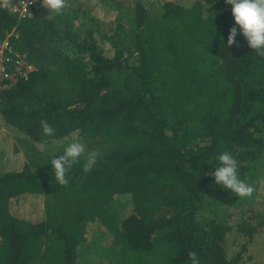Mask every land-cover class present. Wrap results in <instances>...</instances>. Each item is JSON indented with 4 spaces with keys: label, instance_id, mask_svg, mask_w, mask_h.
Returning a JSON list of instances; mask_svg holds the SVG:
<instances>
[{
    "label": "trees",
    "instance_id": "1",
    "mask_svg": "<svg viewBox=\"0 0 264 264\" xmlns=\"http://www.w3.org/2000/svg\"><path fill=\"white\" fill-rule=\"evenodd\" d=\"M73 19L0 9V40L14 28L37 67L0 109V264H86L96 231L115 264H264V174L250 201L206 213L237 197L208 175L216 156L233 154L244 180L264 153V56L241 35L227 45L230 6L139 0L102 31ZM74 138L98 160L62 186L51 150Z\"/></svg>",
    "mask_w": 264,
    "mask_h": 264
},
{
    "label": "clouds",
    "instance_id": "2",
    "mask_svg": "<svg viewBox=\"0 0 264 264\" xmlns=\"http://www.w3.org/2000/svg\"><path fill=\"white\" fill-rule=\"evenodd\" d=\"M230 6L231 15L234 19L233 26L229 29L227 45H238L236 37L241 35L247 42L248 47L264 56V0H225ZM42 6L50 13L59 14L65 8V0H42ZM40 129L45 137H52L55 129L46 121H40ZM63 154L50 157L53 176L56 182L62 186L69 183L71 169L82 163L83 171H91L97 164L98 153L95 150L86 149L85 144L74 138L62 147ZM214 182L226 190H230L239 198H249L254 192V187L240 178L239 165L233 154L222 151L216 156L215 169L208 173ZM191 264H200L199 257L195 252L189 253Z\"/></svg>",
    "mask_w": 264,
    "mask_h": 264
},
{
    "label": "rangeland",
    "instance_id": "3",
    "mask_svg": "<svg viewBox=\"0 0 264 264\" xmlns=\"http://www.w3.org/2000/svg\"><path fill=\"white\" fill-rule=\"evenodd\" d=\"M136 1L139 0H65V8L62 10L61 15H67L70 18H74L75 27H83L84 24L91 25L95 29L106 30L113 28L114 23L117 22L116 17H123L129 10L132 9L133 5ZM145 5L149 11L159 12V8L162 6L163 2L167 0H140ZM194 0H185L187 4H190ZM56 13H50L48 10L42 12V16L51 18L53 16L59 15ZM125 22V18L120 19ZM13 141V146L18 145L21 152L20 143L15 139ZM70 142V141H69ZM66 146L62 144L55 145V148L51 150L53 154L54 151H58L54 154L62 155L63 149L62 147ZM12 146H7L6 148H2L0 146V171L3 167L8 165L9 157L3 156V151L9 150ZM23 152H25L23 150ZM264 174V153L260 157L258 161H256L253 165H251V170L247 172L245 177V182L252 185L254 187V191H256V187L258 185V179ZM254 196V192L249 198H239L231 195L225 201L215 200V202L211 203L210 207H207L206 213H212L218 209H224V206L227 203H232L236 205H242L248 201H250ZM228 200V201H227ZM222 205V206H221ZM221 206V207H220ZM216 209V210H215ZM214 210V211H213ZM220 212V211H217ZM221 215H219L220 217ZM94 228L93 225L90 226V232ZM92 233V232H91ZM109 240V239H108ZM106 239L96 231L90 241L82 244L79 247V260L85 262L86 264H115V260L113 257L109 256L108 252H111L110 249L106 247V243L108 242ZM259 250H257L258 253Z\"/></svg>",
    "mask_w": 264,
    "mask_h": 264
},
{
    "label": "built area",
    "instance_id": "4",
    "mask_svg": "<svg viewBox=\"0 0 264 264\" xmlns=\"http://www.w3.org/2000/svg\"><path fill=\"white\" fill-rule=\"evenodd\" d=\"M0 9H6L17 20L41 15L47 9L42 0H0ZM18 34L13 28L0 40V109L4 93L20 80H27L36 70V64L30 61L25 52L19 51L12 43Z\"/></svg>",
    "mask_w": 264,
    "mask_h": 264
}]
</instances>
